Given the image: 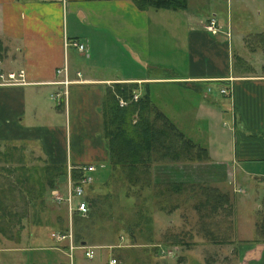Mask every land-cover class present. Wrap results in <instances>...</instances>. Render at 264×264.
I'll return each instance as SVG.
<instances>
[{
    "label": "crops",
    "instance_id": "obj_1",
    "mask_svg": "<svg viewBox=\"0 0 264 264\" xmlns=\"http://www.w3.org/2000/svg\"><path fill=\"white\" fill-rule=\"evenodd\" d=\"M191 1L205 2L158 8L134 0H0V75L23 73L17 84L0 77V152L36 151L49 164L104 166L105 87L135 82L140 95L147 93L207 153L193 162H155L156 182L211 181L224 187L229 172V183L258 194L264 178L262 48L234 25L228 5L223 10L220 3ZM211 17L217 31L204 27ZM65 38L85 48L65 46ZM65 61L66 87L57 82L63 73L56 72ZM162 167L168 169L159 176ZM183 167L185 179L172 178ZM209 171L212 177H206ZM259 197L264 200V192ZM255 220L244 222L249 236L238 237L243 222L232 235L256 248L262 243L254 240ZM10 248L15 247L0 251Z\"/></svg>",
    "mask_w": 264,
    "mask_h": 264
},
{
    "label": "rangeland",
    "instance_id": "obj_2",
    "mask_svg": "<svg viewBox=\"0 0 264 264\" xmlns=\"http://www.w3.org/2000/svg\"><path fill=\"white\" fill-rule=\"evenodd\" d=\"M193 3H220L223 10L228 5L234 25L242 27L248 32L251 44L261 46L257 39H255L257 43H252V41L256 37V33L258 36L261 32L257 28L264 26V0L191 1V5L200 6L201 4ZM46 161L42 152L25 151L22 153L18 150H11L7 151L6 157L3 152H0V188L6 190L3 194L5 200L9 204H15L11 207L12 210L20 211L22 205L21 195L14 187L15 177L29 176L30 173L35 178L44 179L45 165L48 163ZM191 161L195 160L188 162ZM17 165H23L25 168H14ZM100 167L103 165L98 166V168ZM167 169L162 167L160 170L164 174L159 173V176L166 175ZM196 170L193 172L195 175L197 174ZM185 171L184 167L175 170L172 178L185 179ZM151 174L153 177V173ZM212 175H214L212 171H209L206 177H212ZM96 177L93 184L86 189V197L94 196L97 202L96 205H92L91 201L87 200L88 212L93 210L94 214L88 220L89 227L83 233L82 241H85V245L98 247L95 248L99 252L98 258H95V255L92 258H85L84 248L80 246L82 241L78 242L74 237L73 243L77 247L74 248L72 259H70L68 250H64L60 244L54 245L53 243V240L58 243L62 240L57 241L53 238L52 240L48 237L52 229L58 231L65 226L70 227L74 232V224L73 215L69 214L66 205L63 202L54 201L50 195V189L47 188L42 197L43 205L28 206L29 211L25 215L28 218L22 220L25 227L21 230L19 241L16 235L17 225L13 221L7 224L3 218H0L2 226L9 227L10 225V230L4 235L0 232V246L15 247L0 251V264H56L61 261L66 264H108L110 255L116 256L115 264L120 262L119 255L122 260L120 264H138L148 259L153 260L155 264H264V240L260 229V220L264 219V200L259 197L260 193L264 192L263 184L259 185L261 191L259 190V193L255 194L246 185L229 183L227 180L232 179L229 172L225 188L214 185L215 183L211 181L187 182L188 187L195 183L194 191L188 188L179 195L173 194L169 197L168 203L179 202V206L173 212L167 213L158 207L162 197L159 194H154L156 189H154L153 183L135 191L138 188L137 184L132 191L128 187L126 175L119 169L105 168L97 171ZM200 184L216 186L222 191L228 192L232 208L228 213V206L220 205V210L215 217L206 218V229L201 226V222L198 220L199 212L193 206L203 197L202 191L199 189ZM58 186L64 189L62 183L56 184L54 187ZM9 218L14 219L13 216ZM251 219L257 220H255L257 225L253 236L256 237L258 243H262L259 244L260 246L255 248L249 246L248 243H242L241 240H236L237 235L236 238L233 237L235 234L228 236L233 238L226 242H215V239L226 238V235L232 233L237 222H243L240 223L241 232L238 237L249 236L247 232L243 231V227ZM128 226L133 229L134 239L129 236ZM206 230L211 232L207 233ZM174 234L182 236L183 241L189 242V246L168 245L162 249L161 254L151 255L152 251L149 245H152L153 242L167 240V238L172 239Z\"/></svg>",
    "mask_w": 264,
    "mask_h": 264
},
{
    "label": "trees",
    "instance_id": "obj_3",
    "mask_svg": "<svg viewBox=\"0 0 264 264\" xmlns=\"http://www.w3.org/2000/svg\"><path fill=\"white\" fill-rule=\"evenodd\" d=\"M140 7L152 5L154 7L165 8H185L187 0H134ZM258 41L261 43V48L264 54V31L258 34ZM1 47V46H0ZM138 88L135 82H113L105 87L104 98L102 103V115H103V136L107 142L108 148V161L103 166L97 169V171L107 169H119L124 173L128 179V187L130 190H134L138 184V189H142L153 183L155 195H161L162 199L158 202V207L161 210L167 211V213L173 212L179 206V202L170 204L168 203L169 197L173 194L179 195L184 190L190 188L194 189V185L188 187L187 182L182 181H167L158 183L154 181L152 177V166L155 162H178L186 160H202L207 157L205 148L187 137L183 131H181L176 124L169 119L164 112L159 110L154 104H152L147 93L141 94L137 100L131 99L132 93ZM119 97L127 100L125 105L119 104ZM6 157L7 152H3ZM45 178H35L30 173L29 176H16L14 187L20 193V199L22 201L20 211L12 210L11 207L15 204H9L3 197L4 188H0V218H3L10 224L13 221L17 225L16 235L19 241L21 237V230L25 227L23 219L27 220L28 206L37 204L39 206L44 204L42 198L47 190L54 187L56 184H63L60 180L62 174L66 175L67 165H56L46 163ZM16 169H24L23 165L14 166ZM95 172V178L97 175ZM72 175L77 177L81 174V171L77 168L71 170ZM111 172V171H110ZM108 172V175H110ZM94 178V180H95ZM93 182L89 185V187ZM198 187V186H196ZM199 189L202 191L203 197L199 201L193 204L199 212L198 220L201 222V226L204 228L205 220L208 217H215L220 210V205L226 204L228 208L227 212L230 213L231 201L228 197V192L222 191L216 186L211 185H199ZM194 191V190H193ZM128 195V193H127ZM193 196V195H192ZM86 200H90L92 205H96L97 200L92 197H85ZM37 202V203H36ZM89 206V205H88ZM66 208V207H65ZM94 211L87 212L85 216H82L78 211H73V224L74 232L72 229V238L78 242L82 241V235L89 227L88 220L93 216ZM13 216L14 219L9 217ZM261 234L264 240V219L260 220ZM69 227H61L58 231L67 232ZM129 236L134 239L133 229L128 226ZM206 229V227H205ZM263 229V231H262ZM10 230L9 227L1 225L0 232L4 235ZM56 231L52 229L49 232ZM207 233V230L205 231ZM226 238L215 239L216 243H223L232 239V233L226 235ZM172 239L167 238L160 242H153L150 246L152 251L151 255H159L163 251L162 249L168 245H187L189 242L183 241L182 236L178 234L172 235ZM149 240L151 238L148 237ZM53 240V239H52ZM170 240V241H168ZM250 240V239H249ZM257 240V239H254ZM65 241V242H64ZM64 242V244H62ZM54 245H62L64 250H68V240L54 242ZM148 249V248H147ZM96 251L95 258H98ZM116 257V256H115ZM119 264L121 263L120 255ZM154 257V256H153ZM86 258V257H85ZM107 260V259H106ZM117 262V258H116ZM54 264V263H51ZM56 264H66L64 261ZM138 264H155L153 260H143ZM188 264V263H182Z\"/></svg>",
    "mask_w": 264,
    "mask_h": 264
},
{
    "label": "built area",
    "instance_id": "obj_4",
    "mask_svg": "<svg viewBox=\"0 0 264 264\" xmlns=\"http://www.w3.org/2000/svg\"><path fill=\"white\" fill-rule=\"evenodd\" d=\"M204 27L209 31H217L219 26L217 24V21L215 17H211L204 25ZM64 45L69 46L72 45L76 47L78 50H83L85 48V45L83 42L77 41L75 39H69L65 38ZM57 73H63V79L58 80L57 82H61L66 85L70 82V80L67 78V63L66 61L64 64L59 67L56 70ZM23 75L22 71L18 73H7L6 76L0 75L2 78V83L4 84H17L21 82V76ZM221 92H227V87H221ZM67 89H63L62 94H66ZM61 95L60 92L56 91L53 93L54 98H59ZM140 94L138 91L134 90L131 96V99L137 100ZM127 103V100H125L122 97H119V104L125 105ZM73 168H77L81 171V174L77 177H74L72 175L71 170ZM98 169V165L95 163H82L79 165H67V172L65 175L64 182V189H61L60 187H54L50 190V195L52 199L56 202H63L67 209L69 214H72L73 211H78L80 215H85L88 212V202L86 200V189L89 187V185L94 181L95 178V172ZM263 184H264V178H263ZM70 228V227H69ZM50 236L59 241L68 239V255L70 256V259H72V252L74 248L77 246L73 243L72 238V229H68L67 232H61V231H53L51 232ZM80 246L83 249V254L87 258H92L95 255V252L97 251L95 248H98L96 245H84L80 244ZM116 258L112 255L108 257V264H115Z\"/></svg>",
    "mask_w": 264,
    "mask_h": 264
},
{
    "label": "water",
    "instance_id": "obj_5",
    "mask_svg": "<svg viewBox=\"0 0 264 264\" xmlns=\"http://www.w3.org/2000/svg\"><path fill=\"white\" fill-rule=\"evenodd\" d=\"M60 180L61 181H64L65 180V174H62L61 177H60ZM85 241H82V244H84Z\"/></svg>",
    "mask_w": 264,
    "mask_h": 264
}]
</instances>
